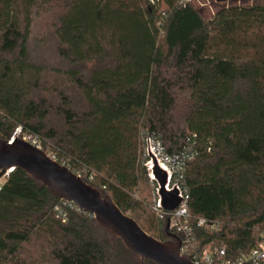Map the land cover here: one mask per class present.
I'll use <instances>...</instances> for the list:
<instances>
[{
  "label": "trees",
  "instance_id": "16d2710c",
  "mask_svg": "<svg viewBox=\"0 0 264 264\" xmlns=\"http://www.w3.org/2000/svg\"><path fill=\"white\" fill-rule=\"evenodd\" d=\"M18 128L168 240L147 179L158 142L177 158L196 249L250 252L264 233V4L206 19L188 0H0V138ZM0 264L141 261L15 168L0 191Z\"/></svg>",
  "mask_w": 264,
  "mask_h": 264
},
{
  "label": "water",
  "instance_id": "95a60500",
  "mask_svg": "<svg viewBox=\"0 0 264 264\" xmlns=\"http://www.w3.org/2000/svg\"><path fill=\"white\" fill-rule=\"evenodd\" d=\"M147 144L150 161L147 179L157 183L162 208L176 210L184 200L183 190L178 184L171 186L170 170L161 165L151 150L149 138ZM11 168L22 169L32 179L47 187L55 197L70 201L83 212L91 214L105 232L119 238L128 250L137 255L141 264L146 260L155 264H195L181 253V239L170 231L169 218L165 223L169 239H157L148 234L134 218L124 213L109 195L86 182L39 147L18 137L14 140L0 138V174Z\"/></svg>",
  "mask_w": 264,
  "mask_h": 264
},
{
  "label": "built area",
  "instance_id": "2783aa9c",
  "mask_svg": "<svg viewBox=\"0 0 264 264\" xmlns=\"http://www.w3.org/2000/svg\"><path fill=\"white\" fill-rule=\"evenodd\" d=\"M22 135V136H20ZM16 137L21 138L41 149V144L39 138L32 133H23L21 128H18L15 133L12 135L11 140H14ZM151 150L156 154L159 162L163 167L169 169L171 174L174 173V164L177 160L176 157H170L163 154L162 147L158 142L154 140H150ZM148 149V146H147ZM148 151V150H147ZM150 161L146 163L147 167ZM14 168L9 169L5 173L0 174V191L2 189L3 184L9 177V175L13 172ZM2 170L0 169V172ZM174 184H178L176 182L171 183V186ZM179 185V184H178ZM157 194H158V185H157ZM184 200L182 204L176 210H167L162 208L158 196L157 202L154 204L153 208L157 212V214L164 218L166 221L169 218L170 221V231L181 239V253L188 257L195 264H259L264 260V233L262 235V240L258 244L257 247L253 248L248 253H243L237 258L231 259L227 258V250L226 247H221L219 245H211L202 250L196 249V239L193 236V227L190 224L188 209L186 205V200L188 199L187 195H184ZM63 205L75 207L78 211H82L78 206L74 203L62 200ZM56 210L59 215L65 217L61 205L58 204L56 206ZM83 212V211H82ZM89 214V213H86ZM92 216L91 214H89ZM93 217V216H92ZM208 221L205 218L198 219V225L203 226L206 225ZM212 228L215 229V225H212Z\"/></svg>",
  "mask_w": 264,
  "mask_h": 264
},
{
  "label": "rangeland",
  "instance_id": "374dc122",
  "mask_svg": "<svg viewBox=\"0 0 264 264\" xmlns=\"http://www.w3.org/2000/svg\"><path fill=\"white\" fill-rule=\"evenodd\" d=\"M191 1V3L198 8L203 16L206 19H210L217 9H219L221 6L229 5L232 3L236 4H253V3H263L264 0H225V1H219V0H188ZM22 136V135H20ZM48 155H52V152H46ZM52 157V156H51Z\"/></svg>",
  "mask_w": 264,
  "mask_h": 264
}]
</instances>
